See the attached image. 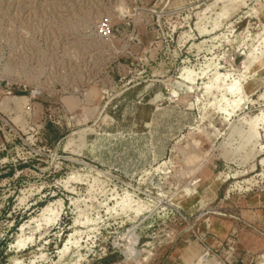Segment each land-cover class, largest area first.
<instances>
[{
    "label": "rangeland",
    "instance_id": "rangeland-1",
    "mask_svg": "<svg viewBox=\"0 0 264 264\" xmlns=\"http://www.w3.org/2000/svg\"><path fill=\"white\" fill-rule=\"evenodd\" d=\"M0 60V264H264V0H0Z\"/></svg>",
    "mask_w": 264,
    "mask_h": 264
},
{
    "label": "bare ground",
    "instance_id": "bare-ground-1",
    "mask_svg": "<svg viewBox=\"0 0 264 264\" xmlns=\"http://www.w3.org/2000/svg\"><path fill=\"white\" fill-rule=\"evenodd\" d=\"M191 74V73H190ZM189 79V78H188ZM187 79V80H188ZM192 80V79H191ZM194 80V79H193ZM229 87H231L232 88V86H229ZM228 87V88H229ZM233 88H234V86H233ZM236 88V87H235ZM234 88V89H235ZM208 89V88H207ZM206 89V90H207ZM230 89V88H229ZM231 91V89L229 90V92ZM224 92H225V89H224ZM237 93V92H236ZM237 104V103H236ZM221 106V105H220ZM236 106V105H235ZM238 106V105H237ZM219 108V107H218ZM233 108V107H232ZM224 109V108H223ZM236 109V108H235ZM235 109H233L234 111H235ZM218 110H220V109H218ZM222 110V109H221ZM230 113V112H229ZM222 114V113H221ZM231 115V114H230ZM59 204V203H58ZM54 205H48V206H46L45 208H43L42 209V211H41V214L39 215V217L38 218H35L33 221H30L27 225H23L22 227H21V231H24L25 229H26V227H28V225L30 226L31 224H33V223H37V225H36V227L38 226H42L43 224V222H47V219H48V217H50V216H52L53 214H55V215H58V213H59V211L57 210V212L55 213V209H54V207H53ZM55 217V216H54ZM55 219H57V218H55ZM76 225V224H75ZM45 226V225H44ZM73 236V235H72ZM18 237V236H17ZM18 240V239H17ZM70 244H73L72 243V238L70 237V239L67 241V243L65 244V246H64V248L63 249H61V251H60V253H59V255H63L65 252H66V250L68 249V246L70 245ZM60 259V258H59Z\"/></svg>",
    "mask_w": 264,
    "mask_h": 264
},
{
    "label": "built area",
    "instance_id": "built-area-1",
    "mask_svg": "<svg viewBox=\"0 0 264 264\" xmlns=\"http://www.w3.org/2000/svg\"><path fill=\"white\" fill-rule=\"evenodd\" d=\"M116 31L113 30L110 21L108 18L100 19L94 30V36L101 41H108L111 38H114ZM2 73V61L0 60V75Z\"/></svg>",
    "mask_w": 264,
    "mask_h": 264
}]
</instances>
